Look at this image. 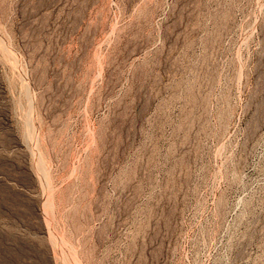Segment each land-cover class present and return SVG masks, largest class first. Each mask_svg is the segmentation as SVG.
Returning a JSON list of instances; mask_svg holds the SVG:
<instances>
[{"label":"rangeland","instance_id":"1","mask_svg":"<svg viewBox=\"0 0 264 264\" xmlns=\"http://www.w3.org/2000/svg\"><path fill=\"white\" fill-rule=\"evenodd\" d=\"M0 264H264V0H0Z\"/></svg>","mask_w":264,"mask_h":264},{"label":"bare ground","instance_id":"2","mask_svg":"<svg viewBox=\"0 0 264 264\" xmlns=\"http://www.w3.org/2000/svg\"><path fill=\"white\" fill-rule=\"evenodd\" d=\"M73 261V260H72Z\"/></svg>","mask_w":264,"mask_h":264}]
</instances>
